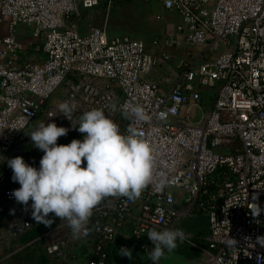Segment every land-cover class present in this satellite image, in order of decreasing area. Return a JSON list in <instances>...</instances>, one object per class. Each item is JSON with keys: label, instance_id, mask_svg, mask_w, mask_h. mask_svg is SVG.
Here are the masks:
<instances>
[{"label": "built area", "instance_id": "1", "mask_svg": "<svg viewBox=\"0 0 264 264\" xmlns=\"http://www.w3.org/2000/svg\"><path fill=\"white\" fill-rule=\"evenodd\" d=\"M126 1L136 0H0V23L8 29L0 40V244L4 224L14 239L42 224L11 196L20 186L6 159L18 157L24 133L34 127L32 144L29 134L54 122L69 129L66 136L83 137L72 122L78 126L82 112L100 108L126 134L122 106L139 104L149 120L132 126L154 148V171L167 186L157 192L149 185L134 201L103 199L86 236L73 238L69 230L46 254L79 264L71 251L91 233L86 264H107L108 243L148 251L149 230L177 228L199 215L208 219V245L201 249L186 235L202 252L188 264H264L256 242L264 236V211L251 215L256 204L264 209V0H142L179 19L168 23L166 51L157 55L127 35L80 30L84 11L110 12ZM19 26L30 31L27 41L18 39ZM33 48L42 56L32 58ZM179 51L183 58L169 67ZM206 90H215L207 108ZM64 102L72 122L58 110ZM39 152L26 163L38 168Z\"/></svg>", "mask_w": 264, "mask_h": 264}, {"label": "clouds", "instance_id": "2", "mask_svg": "<svg viewBox=\"0 0 264 264\" xmlns=\"http://www.w3.org/2000/svg\"><path fill=\"white\" fill-rule=\"evenodd\" d=\"M58 110L72 122V108L67 102L59 104ZM122 113L130 121L126 134L103 109L93 108L82 112L78 126L72 122L83 134L81 140L58 144V138L66 136L69 129L54 122L40 123L29 134L34 148L43 153L38 168L22 157L6 159L12 181L20 186L11 196L25 208L30 206L33 220L48 226L52 214L66 222L72 237L78 239L88 234V222L103 199L125 197L134 201L149 185L157 192L167 186L169 181L158 178L154 171V148L132 126L149 120L143 106L125 104ZM262 211L256 204L251 215L255 218ZM146 236L153 245L148 250L152 264H159L186 239L182 229L167 227L151 229ZM232 241L227 244L230 248ZM256 242L264 247V236L257 237ZM119 255L131 260L133 253L120 247Z\"/></svg>", "mask_w": 264, "mask_h": 264}, {"label": "rangeland", "instance_id": "3", "mask_svg": "<svg viewBox=\"0 0 264 264\" xmlns=\"http://www.w3.org/2000/svg\"><path fill=\"white\" fill-rule=\"evenodd\" d=\"M160 14L164 16V20L157 19ZM178 22V18L162 13L156 5L148 4L142 0H136L118 2L113 6L110 12H107L105 6H103L97 12L92 11V13H89L82 24L91 27L105 28L111 36L127 35L143 42L148 54L157 55L166 51L163 44V37L166 30L168 28L171 29L168 23L177 24ZM18 29L26 30V35H28L27 37L29 38V30L23 26L17 27V30ZM182 52L184 53V51ZM182 52L179 51L173 54V59L169 67H174L176 63L183 58ZM214 92L215 90L205 91V108L210 106V94L208 93L213 94ZM33 128L34 127H30L24 133L18 142V146L31 144L27 140V136ZM33 146L34 145L29 146L30 148L23 149L22 154L26 157L24 158L25 162L32 163L39 157V155L34 152ZM51 219L54 221L49 223L48 226L41 224L34 230L17 239L12 238L8 232H5L2 238L3 242L0 244V264H40L43 260L47 261L50 257L46 254V246L55 239L62 238L69 233L68 227L65 226V222H61L60 219L56 217L55 219ZM79 243L77 248H73L71 254H74L75 250H80L78 247H81L82 250V247L86 245V242L83 241ZM84 249L86 250L87 248ZM83 255L87 254L82 253L79 257L82 258Z\"/></svg>", "mask_w": 264, "mask_h": 264}, {"label": "trees", "instance_id": "4", "mask_svg": "<svg viewBox=\"0 0 264 264\" xmlns=\"http://www.w3.org/2000/svg\"><path fill=\"white\" fill-rule=\"evenodd\" d=\"M73 139L81 140L82 137L78 135L77 133H74L69 136L63 137L58 142V144L67 145ZM29 146H32V145L30 144V145L18 146L17 156L22 157L23 159L26 158L24 154H22V151L23 149L30 148ZM33 149L37 155L40 154L39 150L35 148ZM177 228L182 229L186 235L191 237L189 240L191 243H193L194 245H196L197 247L201 249L207 248L208 244H207L206 238L209 235V225H208V219L206 217L199 216V215L187 217L180 222ZM94 241L95 240H94L93 235L89 233V240L87 242V245L92 246ZM106 249L108 252L107 264H129V259L127 257H120L119 255L118 241L113 242V243H108ZM173 253L179 254L185 257V260L189 263L197 260L202 254L200 250H197L195 246H192L186 241H184L183 243H178V247L177 249L174 250ZM41 264H45V261L44 260L41 261Z\"/></svg>", "mask_w": 264, "mask_h": 264}, {"label": "crops", "instance_id": "5", "mask_svg": "<svg viewBox=\"0 0 264 264\" xmlns=\"http://www.w3.org/2000/svg\"><path fill=\"white\" fill-rule=\"evenodd\" d=\"M98 10L99 9L92 10V11H96L97 12ZM92 11H84L83 12V17H82V20L80 22V30L82 32H86V30H88V28L91 27V26H87V25L82 24V22H84L85 17H87V15L89 13H92ZM81 24H82V26H81ZM7 33H8L7 24L5 22H3V23L1 22L0 23V40H1V38L3 36L7 35ZM26 34H27V32L24 29H18L17 30V37H18L19 40H21L23 42L24 41H27V39H29L27 37L28 35H26ZM29 54H30V56L32 58H37L39 56H42V55H40V49L39 48H33V49H31L30 52H29ZM48 218L49 219H51V218H54L55 219V217H53L52 214H50ZM51 220L54 221L53 219H51ZM5 232H7V230H6V225L4 224L2 226V228H1L2 235H4ZM2 242H1V244H2ZM75 248H77V246H75ZM79 248H80V250H75L74 251V254H72V257H73L74 261H76V262H78V261L81 260L79 262V264H86V260L90 257L91 250H92V246H89L86 243V245H84L82 247V250H81V247H78V249ZM84 248H87V249L85 250ZM128 248L131 249L132 250V253H133L132 259L129 260V264H152V261L148 258V251H141L140 249H138V247L135 244H130V246ZM85 251L87 252V255H83L82 258H80L79 257L80 254L81 255H82V253H85L86 254ZM188 263L189 262H187L185 260V257H183V256H181L179 254H175V253L167 254L166 257L165 258H162L160 260V262H159V264H188ZM45 264H64V263L62 261L58 260V259L48 258V260L45 261Z\"/></svg>", "mask_w": 264, "mask_h": 264}]
</instances>
